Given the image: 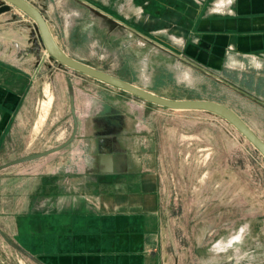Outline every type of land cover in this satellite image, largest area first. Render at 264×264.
I'll return each mask as SVG.
<instances>
[{
    "label": "rangeland",
    "instance_id": "rangeland-1",
    "mask_svg": "<svg viewBox=\"0 0 264 264\" xmlns=\"http://www.w3.org/2000/svg\"><path fill=\"white\" fill-rule=\"evenodd\" d=\"M31 1L45 10L50 32L70 56L167 98L224 104L264 139V85H248L241 75L248 70L264 74V59L239 60L230 73L220 74L181 58L180 42L154 41L143 26L167 41L181 29L153 27L129 0L114 5L119 16L92 0ZM5 3L0 0V6ZM8 5L0 14V52L22 59L33 81L27 124L1 152L0 166L65 143L75 120L78 125L65 148L2 168L0 176L10 171L87 175L89 139L101 134L108 118L129 133L126 142L135 143L157 172L169 247H175L176 234L184 235L182 264H212L213 258L216 264H264V153L217 112L169 109L59 63L47 52L34 18ZM50 97L44 117L42 103ZM4 219L0 215V264H45L8 234L12 218Z\"/></svg>",
    "mask_w": 264,
    "mask_h": 264
},
{
    "label": "crops",
    "instance_id": "crops-1",
    "mask_svg": "<svg viewBox=\"0 0 264 264\" xmlns=\"http://www.w3.org/2000/svg\"><path fill=\"white\" fill-rule=\"evenodd\" d=\"M92 1L119 16L114 5L125 0ZM129 1L153 27H179L167 41L143 26L157 43L180 42L181 58L192 63L222 74L239 60L264 59V0H190L194 7L186 0ZM127 21L142 27L136 19ZM241 75L248 85H264L261 72ZM32 81L22 59L0 52V154L27 124ZM120 148L126 154L87 175L2 173L0 215L12 218L8 234L45 264H182L184 235L176 234L175 247H169L157 172L135 143L125 141Z\"/></svg>",
    "mask_w": 264,
    "mask_h": 264
},
{
    "label": "water",
    "instance_id": "water-1",
    "mask_svg": "<svg viewBox=\"0 0 264 264\" xmlns=\"http://www.w3.org/2000/svg\"><path fill=\"white\" fill-rule=\"evenodd\" d=\"M4 1L9 3H14L18 7L19 5H21L24 8L31 11V13L33 14V16L32 15L31 16L34 18V20L38 25L40 36L43 44L46 47L47 52L51 55L53 59H55L59 63L73 70L79 71L85 75L93 77L97 80H100L106 84L117 87L126 92H129L130 94L144 101H148L169 109H174V110L208 109L217 112L221 114L229 123H231L247 140H249L253 145L257 146L264 153V139L261 136H259L257 132L244 119H242L239 115H237L228 106L211 100L167 98L158 95L148 89H145L139 85L121 79L109 72L91 66L77 58L70 56L69 54L64 52L61 48H60L61 50H57L52 46L49 38L50 30L45 16V10L42 9L39 5H37L31 0H4ZM9 3H5L0 6V14L9 9V5H8ZM77 125H78L77 120H75L74 133L72 137L65 143L40 153H35L32 155H28L7 162L2 166H0V169L17 163L25 162L31 159L39 158L65 148L74 139ZM104 154L106 155H104L103 158H111L109 151L107 152L104 151Z\"/></svg>",
    "mask_w": 264,
    "mask_h": 264
},
{
    "label": "flooded vegetation",
    "instance_id": "flooded-vegetation-1",
    "mask_svg": "<svg viewBox=\"0 0 264 264\" xmlns=\"http://www.w3.org/2000/svg\"><path fill=\"white\" fill-rule=\"evenodd\" d=\"M102 124H104L102 125V127L104 126L105 128L101 132V134H98L95 139H89L90 142L88 143L87 149H89L90 152H87L86 155V171H88L87 174H91L97 170L102 169L103 167H108V165L113 162L114 158L116 161L117 158L122 156V154H126V152L120 148V144L126 141L129 133H127L126 131L120 132V128L115 127V123L110 121V119L108 118H105ZM104 151H109L111 158H103L104 155H106L104 154Z\"/></svg>",
    "mask_w": 264,
    "mask_h": 264
},
{
    "label": "bare ground",
    "instance_id": "bare-ground-1",
    "mask_svg": "<svg viewBox=\"0 0 264 264\" xmlns=\"http://www.w3.org/2000/svg\"><path fill=\"white\" fill-rule=\"evenodd\" d=\"M20 8H22L23 10H25L27 13H29L30 15L33 16V14L31 13V11H29L28 9L24 8L23 6L19 5ZM49 38H50V41H51V44L52 46L57 49V50H61L60 49V46L56 43L54 37L52 36V34L49 32ZM52 102V98L50 97L49 99L47 100H44L43 103H42V109H43V116L48 112V109H49V106ZM45 117V116H44Z\"/></svg>",
    "mask_w": 264,
    "mask_h": 264
}]
</instances>
